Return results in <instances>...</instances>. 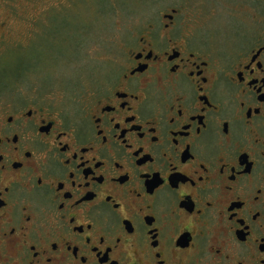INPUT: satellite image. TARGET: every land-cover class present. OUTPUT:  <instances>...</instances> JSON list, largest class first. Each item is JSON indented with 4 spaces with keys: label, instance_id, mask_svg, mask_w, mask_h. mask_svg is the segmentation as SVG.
Listing matches in <instances>:
<instances>
[{
    "label": "flooded vegetation",
    "instance_id": "obj_1",
    "mask_svg": "<svg viewBox=\"0 0 264 264\" xmlns=\"http://www.w3.org/2000/svg\"><path fill=\"white\" fill-rule=\"evenodd\" d=\"M193 1L151 0L75 103L0 101V264H264V0L226 34Z\"/></svg>",
    "mask_w": 264,
    "mask_h": 264
},
{
    "label": "rangeland",
    "instance_id": "obj_2",
    "mask_svg": "<svg viewBox=\"0 0 264 264\" xmlns=\"http://www.w3.org/2000/svg\"><path fill=\"white\" fill-rule=\"evenodd\" d=\"M150 1L0 0V22L9 35L0 51V101L18 97L75 103L97 71L99 77L110 71L108 60L119 54L115 34L145 22L151 11L164 6ZM207 1H193L189 23L206 22L226 34L249 20L243 0H232L229 16L221 7L216 14L204 11Z\"/></svg>",
    "mask_w": 264,
    "mask_h": 264
}]
</instances>
